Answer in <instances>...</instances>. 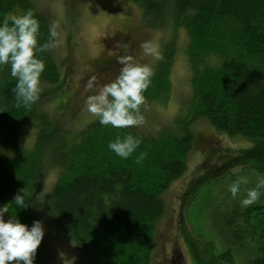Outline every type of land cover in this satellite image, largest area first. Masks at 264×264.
Returning a JSON list of instances; mask_svg holds the SVG:
<instances>
[{
    "label": "trees",
    "instance_id": "obj_1",
    "mask_svg": "<svg viewBox=\"0 0 264 264\" xmlns=\"http://www.w3.org/2000/svg\"><path fill=\"white\" fill-rule=\"evenodd\" d=\"M128 2L140 10L144 27L184 28L189 39L191 93L186 115L154 134L135 126L101 125L98 119L79 129L69 127L66 119L77 120L79 109L69 105L73 93L62 72L60 77L48 18L37 9L36 0H0V20L31 9L40 24L38 43L52 41L47 50L36 53L45 68L38 98L30 104L15 95L10 65H0V206L23 189L27 207L8 205L5 219L12 214L29 226L34 220L53 225L76 247L81 264H151L154 237L166 210L164 195L184 176L188 154L200 144L190 130L194 121L205 118L230 137L264 140V0ZM173 62L170 49L143 93L144 104L167 98ZM116 63L113 58L93 64L91 76ZM44 104L63 116L50 115ZM24 128L32 130L29 145L23 142ZM127 134L141 143L122 159L107 145ZM219 151L212 148L204 160ZM141 153L143 159L137 163ZM240 155L245 153L205 171L187 194L211 176L218 181L217 173ZM49 174L55 180L45 190L42 183ZM216 210L208 233L219 248L203 264H264V204L235 203L222 213ZM44 238L34 264H51Z\"/></svg>",
    "mask_w": 264,
    "mask_h": 264
},
{
    "label": "rangeland",
    "instance_id": "obj_2",
    "mask_svg": "<svg viewBox=\"0 0 264 264\" xmlns=\"http://www.w3.org/2000/svg\"><path fill=\"white\" fill-rule=\"evenodd\" d=\"M36 7L46 15L57 33L53 53L60 62V77L64 75L65 85L70 86L73 93L69 105H76L79 109L77 120H72V123L66 119L69 127L79 129L83 124L98 119L84 105L85 97L93 91L85 87L91 76V66L122 53L131 54L140 63L149 64L153 68L154 78L159 72L160 60L170 49L174 50L167 98L164 96L162 100L160 97L143 105L140 110L145 119L142 125L135 126L138 130L154 134L162 127L169 126L175 118L186 115V100L191 93V72L186 54L189 39L184 28L150 30L144 27L140 10L128 0H36ZM116 42L121 47H116ZM143 43L158 45L161 58L145 55L141 48ZM120 67L116 63L113 67L102 69L95 76L96 87L114 80ZM43 106L50 115L54 113L57 118L62 115L56 109L54 112L53 105ZM190 130L199 138L200 144L195 149L192 147L188 154L184 176L164 195L166 210L154 237L151 264H203L209 261L219 248L217 239L208 233L212 211L218 207L219 213H222L235 203L241 205L240 200L246 189L255 187L258 180L264 178V140L230 137L216 131L205 118L194 121ZM31 131V128L23 130L25 145L32 140ZM212 148L220 151L211 160L205 161ZM239 153L245 155L234 158L231 165L217 173L221 176L218 181L217 177L211 176L199 190L187 194L189 187L205 171L217 168L222 161ZM233 168L240 171L233 174ZM239 176H246L247 184H241L236 197L227 196L228 185ZM54 180V174H49L42 188L47 190ZM260 191L261 195L254 204H264V188ZM44 228V243L51 252V264H81L76 247L61 231L45 222Z\"/></svg>",
    "mask_w": 264,
    "mask_h": 264
},
{
    "label": "clouds",
    "instance_id": "obj_3",
    "mask_svg": "<svg viewBox=\"0 0 264 264\" xmlns=\"http://www.w3.org/2000/svg\"><path fill=\"white\" fill-rule=\"evenodd\" d=\"M40 24L31 9L18 15H12L0 20V65H10V73L16 78L15 95L24 104H30L38 98L40 92V75L44 71V60L36 53L43 52L52 46V41L38 43ZM50 37L57 33L50 29ZM116 47H121L116 42ZM145 55L161 58L158 45L143 43ZM117 63L121 65L114 80L96 87V77L90 76L86 89L93 90L85 97V109L98 118L101 125H111L116 128L138 126L144 123V115L140 107L145 102L144 91L151 83L153 68L146 63H140L131 54L119 55ZM141 140L131 134L117 136L108 142L107 147L122 159L128 158L139 146ZM141 153L137 163L143 159ZM240 171L233 168V174ZM246 176H239L228 185L232 197L240 192L241 184H247ZM264 188V178H260L255 187L246 189L240 200L242 206L256 203ZM18 208L27 207L23 189H19L13 200L0 206V264H34L36 250L40 245L45 228L41 220H34L31 226L22 223L16 215H9L8 205Z\"/></svg>",
    "mask_w": 264,
    "mask_h": 264
}]
</instances>
